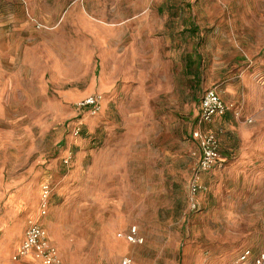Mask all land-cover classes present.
Returning <instances> with one entry per match:
<instances>
[{
	"label": "rangeland",
	"instance_id": "374dc122",
	"mask_svg": "<svg viewBox=\"0 0 264 264\" xmlns=\"http://www.w3.org/2000/svg\"><path fill=\"white\" fill-rule=\"evenodd\" d=\"M187 54L199 57L192 69ZM255 72L264 77V0H0V222L37 213L28 223L44 227L61 264H189L199 249H264V209L236 199L234 173H206L189 205L200 99L215 89L227 127H250L239 83ZM91 95L102 96L96 115L75 108ZM131 226L143 244L117 238ZM5 246L0 264H41L13 261Z\"/></svg>",
	"mask_w": 264,
	"mask_h": 264
},
{
	"label": "crops",
	"instance_id": "0c3cea01",
	"mask_svg": "<svg viewBox=\"0 0 264 264\" xmlns=\"http://www.w3.org/2000/svg\"><path fill=\"white\" fill-rule=\"evenodd\" d=\"M188 31L194 33L190 29H188L187 32ZM197 58L199 59L197 55L194 57L187 54L185 61L186 67L192 69L193 66L198 65ZM240 80L239 86L247 90L246 97H243L247 104L245 117L249 120L252 119L253 121L250 122L252 124L250 127L247 125H239L235 129L229 126L227 127L225 124L226 118L228 117L226 114L227 111L223 116L215 118L213 123L207 128L216 131L217 129L214 127V124L219 122L222 123L225 129V135H218L219 153L221 138H225V144H227V146L222 145L223 153H220L221 160L219 164L208 172L211 171L215 177L222 176L226 173H234L237 178V188L232 191L241 192V195L237 196L236 199L243 201L242 206L244 207L264 209V77L255 72L251 76L242 77ZM239 86L237 88L230 86L227 92L233 93ZM239 142H241L245 148L243 147V150L233 152L231 149L233 148L232 146L235 148L236 145H239ZM249 143H251L250 148L247 147ZM208 172H204L200 175V182L202 185L203 181L206 182L205 178ZM227 206L230 207L229 205ZM36 207H38V204L35 201L33 206L35 211ZM33 213L34 212L31 211L26 214V217L22 219L21 226L16 222L11 225H9L8 222H0V231L3 230L0 240V251L7 245L11 250H14V253L17 252L24 240L28 220L37 215V213ZM225 220L226 222H233V216L228 214L225 216ZM127 230L125 232H127ZM262 248V246H258L253 241H249L238 250L231 251L230 248H227L226 251H220L218 254L217 252L213 253L212 251L199 249L195 250L193 253L194 260L189 264H231L243 250L249 249L252 252V257H254L259 253H264V249ZM246 264H253V259L250 258Z\"/></svg>",
	"mask_w": 264,
	"mask_h": 264
},
{
	"label": "built area",
	"instance_id": "2783aa9c",
	"mask_svg": "<svg viewBox=\"0 0 264 264\" xmlns=\"http://www.w3.org/2000/svg\"><path fill=\"white\" fill-rule=\"evenodd\" d=\"M101 102V95H91L80 99L75 104V108L78 111H87L90 115H96L100 111ZM226 111L227 106L215 89H209L203 93L199 102L196 125L190 134L199 152L198 162L189 185V205L193 210L198 206L194 197L205 189L200 182V175L213 169L221 160L218 133L207 127L213 123L215 118L223 116ZM81 126V122H75L74 125H72L69 131L71 137H79L82 130ZM71 161L72 153L69 151L67 155L62 158V164L68 167ZM49 194V186L43 185L42 198L44 200L47 199ZM41 214L44 215L45 211L42 210ZM117 238H121L131 245L143 244V238L139 235L136 226L129 227L127 232L118 233ZM25 257H32L41 264H61L54 247L48 240L45 229L37 222L28 223L24 240L12 259L13 261H19ZM250 258L253 259V264H264V253H259L252 257V252L249 249L243 250L231 264H246ZM121 264H131V260L124 258Z\"/></svg>",
	"mask_w": 264,
	"mask_h": 264
}]
</instances>
